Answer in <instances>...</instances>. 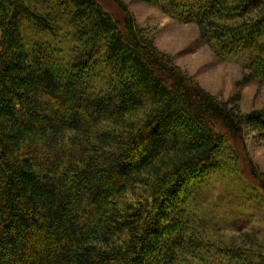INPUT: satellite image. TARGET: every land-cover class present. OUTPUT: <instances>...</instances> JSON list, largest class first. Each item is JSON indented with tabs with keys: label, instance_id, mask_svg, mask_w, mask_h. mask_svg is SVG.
<instances>
[{
	"label": "trees",
	"instance_id": "16d2710c",
	"mask_svg": "<svg viewBox=\"0 0 264 264\" xmlns=\"http://www.w3.org/2000/svg\"><path fill=\"white\" fill-rule=\"evenodd\" d=\"M108 1L119 17L100 0H0V264H264L246 148L264 110L206 93ZM134 1L264 85V0ZM217 192L237 204L203 222ZM232 208L240 223L220 222Z\"/></svg>",
	"mask_w": 264,
	"mask_h": 264
},
{
	"label": "rangeland",
	"instance_id": "374dc122",
	"mask_svg": "<svg viewBox=\"0 0 264 264\" xmlns=\"http://www.w3.org/2000/svg\"><path fill=\"white\" fill-rule=\"evenodd\" d=\"M100 1L106 10L119 17L118 11L108 0ZM120 1L125 4L138 26L152 40L155 48L170 56L174 64L191 77L206 93L225 102L237 100L242 115L264 110V85L253 81L245 83L244 78L248 74L245 60L220 61L212 50L200 40L198 29L194 25L175 21L148 4L134 0ZM246 148L250 158L264 175L263 135L248 130ZM212 183L214 181L208 182V185ZM227 198L229 196L217 192L212 200L203 199L210 205V210H207V218L203 222L214 220L213 216L217 217L216 215L224 213L225 209L237 204L230 197L228 203L232 205L225 204V208L219 207L218 199L227 200ZM187 206L188 204H185V208ZM192 221H197V219L193 217L189 221L186 220L187 223ZM227 221L239 224L238 211L232 208L228 211L227 216L220 220L222 223ZM262 232H264V227L261 228L260 235L264 234ZM228 237L226 236V238Z\"/></svg>",
	"mask_w": 264,
	"mask_h": 264
}]
</instances>
